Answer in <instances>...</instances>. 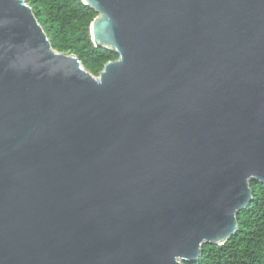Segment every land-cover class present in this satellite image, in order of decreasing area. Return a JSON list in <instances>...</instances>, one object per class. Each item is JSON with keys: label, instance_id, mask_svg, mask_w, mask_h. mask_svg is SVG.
I'll list each match as a JSON object with an SVG mask.
<instances>
[{"label": "water", "instance_id": "obj_1", "mask_svg": "<svg viewBox=\"0 0 264 264\" xmlns=\"http://www.w3.org/2000/svg\"><path fill=\"white\" fill-rule=\"evenodd\" d=\"M98 76L0 0V264L195 263L264 185V0H81Z\"/></svg>", "mask_w": 264, "mask_h": 264}, {"label": "trees", "instance_id": "obj_2", "mask_svg": "<svg viewBox=\"0 0 264 264\" xmlns=\"http://www.w3.org/2000/svg\"><path fill=\"white\" fill-rule=\"evenodd\" d=\"M46 34L51 47L75 55L83 67L98 76L105 63L117 54L95 48L89 27L96 13L81 0H24ZM253 199L237 213L238 229L223 246L205 244L195 263L183 264H264V185L250 181Z\"/></svg>", "mask_w": 264, "mask_h": 264}]
</instances>
